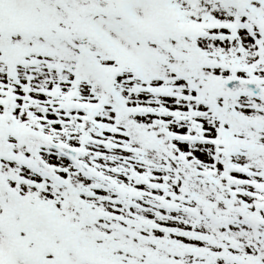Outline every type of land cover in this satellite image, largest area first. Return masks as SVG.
I'll return each mask as SVG.
<instances>
[{"label": "snow or ice", "instance_id": "obj_1", "mask_svg": "<svg viewBox=\"0 0 264 264\" xmlns=\"http://www.w3.org/2000/svg\"><path fill=\"white\" fill-rule=\"evenodd\" d=\"M0 264H264V0H0Z\"/></svg>", "mask_w": 264, "mask_h": 264}]
</instances>
